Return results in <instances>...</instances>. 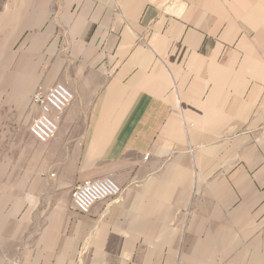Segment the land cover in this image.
Instances as JSON below:
<instances>
[{
    "label": "crops",
    "instance_id": "1",
    "mask_svg": "<svg viewBox=\"0 0 264 264\" xmlns=\"http://www.w3.org/2000/svg\"><path fill=\"white\" fill-rule=\"evenodd\" d=\"M59 83L58 133L14 156ZM0 127V264H264V0H0Z\"/></svg>",
    "mask_w": 264,
    "mask_h": 264
},
{
    "label": "built area",
    "instance_id": "2",
    "mask_svg": "<svg viewBox=\"0 0 264 264\" xmlns=\"http://www.w3.org/2000/svg\"><path fill=\"white\" fill-rule=\"evenodd\" d=\"M74 99L73 92L64 84H56L45 94H36L33 104L40 113L30 126L31 135L40 143H48L59 130V119ZM123 194V188L111 178H103L78 184L72 191L74 208L81 215H89L93 207L103 201L117 199Z\"/></svg>",
    "mask_w": 264,
    "mask_h": 264
},
{
    "label": "rangeland",
    "instance_id": "3",
    "mask_svg": "<svg viewBox=\"0 0 264 264\" xmlns=\"http://www.w3.org/2000/svg\"><path fill=\"white\" fill-rule=\"evenodd\" d=\"M17 117L18 116H15V119H17ZM35 117H36V115L32 111V106H31V108H29L27 113L23 117H21V120H19V121L15 120L14 124H9L8 130L12 131V134L8 135V138L5 141L8 144V146L14 147V149H15L14 150V156H18L20 153L18 148L31 144L33 138H31L29 136L28 131H29L30 125L32 124V121L34 120ZM0 129H1V127H0ZM5 129H4V131H6ZM18 132H20V133H18ZM17 134H19V135H17ZM50 175L53 178L55 176V173L51 172ZM3 240H4V238H3ZM1 241L2 240L0 239V242ZM19 241H21V240H19ZM4 254H5L4 251L0 252V255H1L0 257L4 258Z\"/></svg>",
    "mask_w": 264,
    "mask_h": 264
}]
</instances>
